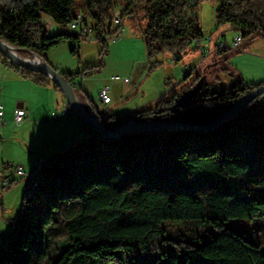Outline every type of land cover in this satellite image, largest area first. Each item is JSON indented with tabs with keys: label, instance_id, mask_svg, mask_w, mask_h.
<instances>
[{
	"label": "trees",
	"instance_id": "obj_1",
	"mask_svg": "<svg viewBox=\"0 0 264 264\" xmlns=\"http://www.w3.org/2000/svg\"><path fill=\"white\" fill-rule=\"evenodd\" d=\"M203 1L0 0V39L22 56L38 55L51 64L47 55L52 48L71 41L76 54L86 40L69 27L79 13L93 24L102 54L108 37L118 35L124 16L144 15L142 34L149 57L181 59L192 48L205 59L211 50L202 44ZM115 13L120 20L114 26ZM44 15L63 30L49 34L42 24ZM215 19L220 40L214 50L225 41L221 26L226 24L238 30L242 41L264 39V0H220ZM214 50L215 81H201L203 75L197 74L191 82H178L155 106L121 118L110 114L101 120L93 99L91 107L109 127L129 119L211 123L248 90L264 84L246 82L229 62L240 50ZM0 60L23 77L61 91L50 76L16 65L1 50ZM102 66L86 64L79 71L61 73L74 85L80 74L92 75ZM222 73L234 82L224 86ZM197 83L198 92L179 102ZM261 107L264 93L207 131L145 129L112 137L92 129L81 141L47 157L34 172L19 216L6 240L1 237L5 247L0 249V264H264L262 244L227 225L230 218L264 217ZM192 219L209 222L212 231L189 234L168 227Z\"/></svg>",
	"mask_w": 264,
	"mask_h": 264
},
{
	"label": "rangeland",
	"instance_id": "obj_2",
	"mask_svg": "<svg viewBox=\"0 0 264 264\" xmlns=\"http://www.w3.org/2000/svg\"><path fill=\"white\" fill-rule=\"evenodd\" d=\"M219 4L220 0L203 1L201 21L204 31L208 32L210 30L209 28L214 22L215 11ZM120 9L118 7V11ZM129 16L123 17V25L118 35L115 34L118 37L108 39L107 51L103 54L101 52L102 45L99 41L84 40L79 45L76 54L71 52L74 43L64 41L52 48L47 55L54 66L72 72L79 71L86 64L103 62V66L92 75H84L87 81L91 82L90 88L96 90L97 93L106 84L111 87L110 93L118 108L114 112L109 109L100 108L99 113L103 119L110 114L119 113L123 114L122 116L124 117L126 116V111L138 104L145 103L140 108L155 106L157 101L163 95L169 93L178 82L183 81V83H188L193 81L197 74L205 75V66L202 65L200 67L198 65L200 62L197 63V60H201V52L192 48L187 50L181 59L173 60L168 54H158L149 57L140 29L135 30V26L132 23L127 24ZM138 17L141 19V24L147 21V16L141 15ZM221 28H225L224 40L227 42H230L238 34V30L229 24L223 25ZM212 31H216L215 26L212 28ZM217 33L220 35L219 32H216V36ZM242 43L244 48L233 54L229 58V62L234 66L237 73L245 75V77L243 75L242 77L246 82H260L264 80L257 77V74L264 72V53H262L264 52V39L245 38ZM29 56L33 57V55ZM195 57L198 59L193 60ZM156 60H160V63H154ZM190 72L192 74L188 75ZM209 72L208 75L210 74L211 78L217 76L213 74L214 71ZM111 75H120L122 78L128 75L131 78V82H125L123 79L111 80ZM219 77L222 79L224 86L230 85L231 77L224 73L220 74ZM80 79H82L81 76L78 77L79 81ZM213 81L215 80L213 79ZM212 83L216 84L215 82ZM70 111L73 113L71 107ZM70 117L80 119L75 112ZM258 117L264 119V107H261L259 110ZM92 129L86 123L85 136ZM26 179L28 177L25 179L24 177H18L17 183L8 185L0 194L2 195L7 191L15 189L18 183H25ZM23 192L22 189L16 196L13 194L7 196V206H13L12 210H14L11 215L12 219H15L20 214ZM3 209L4 205L0 203V236L6 240L7 234L13 226V220L3 218ZM4 216L7 217L9 215L5 214ZM227 225L235 231L244 233L248 238L260 242L264 247V217H255L253 219L230 218L227 221ZM168 227L173 231L182 230L189 234H207L212 231V226L209 222H200L194 219L171 224Z\"/></svg>",
	"mask_w": 264,
	"mask_h": 264
},
{
	"label": "crops",
	"instance_id": "obj_3",
	"mask_svg": "<svg viewBox=\"0 0 264 264\" xmlns=\"http://www.w3.org/2000/svg\"><path fill=\"white\" fill-rule=\"evenodd\" d=\"M118 13H121V10L118 11ZM202 13L203 2L201 3V17L203 15ZM140 20L138 16H130L128 17L127 24L132 23V25L135 26L134 29H140V33H142V25L144 23L141 24ZM42 24L49 34H56L63 30L62 27L48 15L42 17ZM121 25H123V18L121 20ZM214 26L216 28V19H214L208 32L204 31L202 25L205 36L202 40V44L211 51H209L208 55H206L203 62L199 65L200 67L202 65L205 66V75H203L201 81H211L214 78H211L212 76H210V74L208 75V73H210L209 71H213L212 65L214 64L215 56L213 50L217 41L220 40V35L218 33L217 36L215 35L218 30L215 32L212 31ZM209 37H211V40H208ZM197 59L198 58L195 57L193 60ZM199 62L200 60H197V63ZM50 63L52 64L51 61ZM54 67L57 68V66ZM57 69L60 72L69 71L60 68ZM242 75L245 77L244 74ZM80 76L82 77V74H80ZM124 77L129 76L125 75ZM257 77H260L259 79H264V72L257 74ZM74 82L80 84V86L76 87L78 89H76L77 98L90 114L94 113L96 116L95 111L91 107L90 99L94 100L97 114L101 120H103V118L99 113L100 108L109 109L113 112L117 111L118 105L114 103V98L111 93V101L109 103H103L98 99L96 90L90 88L91 82L87 81L85 77L80 79V81L76 78ZM125 82H131V78L129 81ZM233 82V79H231L230 84ZM80 87H82V89ZM65 102L66 99L63 93L57 90L53 85L43 86L37 84L23 77L15 68L0 60V105H2L4 120V123L0 124V193L4 190L2 181L12 176V166L22 165L26 172L31 173L36 165H40L50 155L62 151L85 138L86 124L79 118L70 116L64 119L51 118V111L59 110ZM144 104L145 103L138 104L130 108L125 112L126 115L141 109L140 107ZM20 107L25 108L27 119L21 124H16L14 121V110ZM115 115L120 116L123 114L119 113ZM18 177L21 178L19 175L12 177L14 178L12 184L17 183ZM25 178L26 177H24V179ZM24 186L25 183H18L15 189L9 192L7 191L2 195L0 194V203L4 205L2 212L4 219L11 220V215L14 211L12 210L13 206H7V196L11 194L15 196L18 195L20 190L23 189L24 191ZM5 214L9 215L7 216L8 218L4 216Z\"/></svg>",
	"mask_w": 264,
	"mask_h": 264
},
{
	"label": "water",
	"instance_id": "obj_4",
	"mask_svg": "<svg viewBox=\"0 0 264 264\" xmlns=\"http://www.w3.org/2000/svg\"><path fill=\"white\" fill-rule=\"evenodd\" d=\"M0 50L7 55V57L11 60V62L15 63L18 66L25 67L32 70L42 71L43 73L50 76L53 81H55L63 95L65 96L69 106L71 107L73 113L77 114L83 123H88L94 131L98 133H102L104 135H109L112 137L118 136L122 133L134 131V130H145V129H198V130H210L215 128L217 125L223 123L227 118L231 115L237 113L239 110L244 108L247 104L253 101L257 96L264 93V84L257 86L251 90H248L241 97H239L232 105L229 107L220 117L212 121L208 124H190L181 121H148V122H136L134 120H126L115 127H109L108 125H104L101 121L96 118L94 115V119L80 103L77 98V94L75 88L71 82H69L63 74L55 69L51 64L47 63L45 60L41 59L38 55H34V61H28L25 59L27 56L20 55L14 46L10 45L8 42L0 39ZM201 88L199 83L195 84L192 88L185 91L179 102H187L191 99ZM92 131L88 134L90 135ZM87 135V136H88ZM86 137V136H85ZM37 166V165H36ZM35 166V167H36ZM35 172V168L33 173Z\"/></svg>",
	"mask_w": 264,
	"mask_h": 264
},
{
	"label": "built area",
	"instance_id": "obj_5",
	"mask_svg": "<svg viewBox=\"0 0 264 264\" xmlns=\"http://www.w3.org/2000/svg\"><path fill=\"white\" fill-rule=\"evenodd\" d=\"M119 20H120L119 14L115 13V15L113 17L114 26L119 23ZM69 27H70V29H72L73 31L78 33V35L82 36L86 40H92V41L96 40V34H95L93 24L89 20H86V18L81 13H79L77 15V17L70 23ZM114 37L116 38L118 36L117 35L110 36V37H108V39L114 38ZM241 42H242V37L240 34H237L230 42L221 41L219 43L218 47L214 51H218V50H221L224 48H232V49L241 50ZM205 51L207 52L208 50L206 49ZM203 59H204V55L201 56L200 62ZM83 77H84V75L82 74V79H83ZM110 79L111 80L123 79L124 81L130 80L129 77H123L122 78L120 75H111ZM73 86L77 87V86H80V84L77 82H74ZM76 94H77V92H76ZM98 99L100 101H102L103 103H109L111 101L110 86L109 85H105L99 89ZM72 115H73V113L70 111V106H69L67 101L59 110H52L51 111V118L52 119H54V118L64 119V118H67V117L72 116ZM92 115H94V113H92ZM26 119H27V112H26L24 107H20V108H17L14 110V121L16 124H21L24 121H26ZM2 123H4V120H3L2 105H0V124H2ZM39 166L40 165H37L35 167V171L38 169ZM12 171H13L12 176L5 178L2 181V185L7 186V185L11 184V181L14 180V178H12V177L15 175H19L21 177H28V179L25 180V186H24V191H25L29 180L32 178V176L34 174L33 171L31 173L26 172L22 165L12 166ZM4 247H5V242H3V239L0 236V249H3Z\"/></svg>",
	"mask_w": 264,
	"mask_h": 264
},
{
	"label": "bare ground",
	"instance_id": "obj_6",
	"mask_svg": "<svg viewBox=\"0 0 264 264\" xmlns=\"http://www.w3.org/2000/svg\"><path fill=\"white\" fill-rule=\"evenodd\" d=\"M25 59H27L28 61H34L35 57H26ZM92 118L94 117V115L91 116ZM94 119V118H93ZM11 167V166H10Z\"/></svg>",
	"mask_w": 264,
	"mask_h": 264
}]
</instances>
